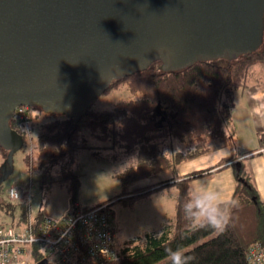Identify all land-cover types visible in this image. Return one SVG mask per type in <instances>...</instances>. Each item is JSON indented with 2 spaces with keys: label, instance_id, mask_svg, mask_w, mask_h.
Wrapping results in <instances>:
<instances>
[{
  "label": "trees",
  "instance_id": "trees-1",
  "mask_svg": "<svg viewBox=\"0 0 264 264\" xmlns=\"http://www.w3.org/2000/svg\"><path fill=\"white\" fill-rule=\"evenodd\" d=\"M258 64H264V49L260 46L231 60H198L170 72L161 71V61L157 60L145 69L114 79L103 94L127 85L131 93L140 94L141 98L119 101L112 109L103 111L91 108L78 121L54 113L55 119L42 124L33 147V162L45 172L57 168L66 155L74 156L92 148L90 140L121 145L126 154L137 156V166L119 174L122 193L102 204L112 206L117 199L131 204L169 186L177 189L173 222L142 236L117 241V256L111 264H248V248L256 242L264 243V203L244 166L240 169L238 178L242 182L234 198L206 210L191 192L192 180L203 172L129 190L152 175L176 170L179 164L208 153L213 142L228 144L231 136L226 123L231 120L234 107L229 99L236 90L249 86L251 70ZM36 108L42 110L40 106ZM10 125L24 137L26 147L25 128L13 120ZM261 138L264 142V133ZM167 139L186 142L187 151L169 157L161 146ZM8 153L0 145V160L5 162ZM31 160L30 156L26 157L27 164ZM232 160H223L220 166ZM61 170L64 168L58 170L59 176L54 181L67 185L74 203L80 180L73 173ZM20 207L24 220L28 208ZM45 212L41 208V219L47 217ZM185 248L190 249L170 260Z\"/></svg>",
  "mask_w": 264,
  "mask_h": 264
},
{
  "label": "water",
  "instance_id": "water-1",
  "mask_svg": "<svg viewBox=\"0 0 264 264\" xmlns=\"http://www.w3.org/2000/svg\"><path fill=\"white\" fill-rule=\"evenodd\" d=\"M263 29L264 0H0V185L25 145L10 125L18 107L78 121L130 71L231 60Z\"/></svg>",
  "mask_w": 264,
  "mask_h": 264
},
{
  "label": "rangeland",
  "instance_id": "rangeland-1",
  "mask_svg": "<svg viewBox=\"0 0 264 264\" xmlns=\"http://www.w3.org/2000/svg\"><path fill=\"white\" fill-rule=\"evenodd\" d=\"M262 49H264V45H262ZM261 83L262 91H264V64H258L251 70L248 86L250 91L246 92L247 96L252 95L258 87L261 88ZM139 98H141L140 94H133L130 92L127 85H121L118 89H114L108 94L101 95L98 100L92 104L91 108L94 111H103L112 109L119 101ZM262 109H264V96L262 97ZM55 117L56 116L52 114L47 116L38 108L34 110V117L30 127L32 128L33 126V130H31L29 134H26L28 144L14 155L13 171L0 185V227L13 225L22 215V209L20 207L22 205L28 208L29 216L34 218L39 216L41 208H44L46 216L55 220H61L62 216L66 213L63 218L65 219L74 204L82 208L99 206L122 193L123 184L119 178V174H122L131 167L137 166V156L135 154H126L125 149L121 145H115L112 142L90 140L89 145L92 148L83 149L74 156L66 155L57 168L48 170V172L43 171L33 162V147L42 124L52 121ZM232 128V124L228 123L227 129L229 132H231ZM231 134L233 133L231 132ZM234 138L236 141L237 137L234 136ZM219 144V142H213L211 144L213 148L209 150L208 153L202 155V157L200 156L194 160H188L178 165L175 171H164L152 175L148 179L130 187L129 190L133 191L135 189L147 187L171 175L175 177L182 175L183 172L193 173L196 171L198 164L208 163L212 158L220 155L222 150H225L226 147L223 145L219 147L220 149H215V146H220ZM161 146L168 156L172 157L174 153L187 151L188 144L178 140L167 139L162 141ZM230 146L233 148L232 151H234L235 155L239 156L242 154L236 151L238 142H233ZM27 156L32 158L31 164H27ZM244 156L246 157L247 155ZM255 158H259V156ZM243 160L246 165V172L252 173L250 164L252 159L247 157L243 158ZM4 163L3 160H0V177ZM33 166L34 168H32ZM61 168L73 173L80 180V189L74 203H72L67 185L54 181L59 176L58 170ZM250 179L255 187H257L255 181L252 178ZM197 180H200V178L193 180L195 185L191 187L192 195L195 197H198L196 196L198 193V190L195 189L196 184H199V190H202L203 187L205 190L208 183L206 181H203V185L202 181L195 183ZM238 180L240 183L242 182L241 178ZM12 186L26 188L29 192L30 202L21 203L11 201L9 198V190ZM176 197L177 189L173 186H169L164 190V195L161 193L159 195L152 193L148 197L145 196L136 199V201L131 204L117 199L111 206L115 223L116 240L122 242L136 238L149 231L161 229L165 224L173 222L175 218L174 205ZM262 200L264 201L263 160ZM203 217L204 215H202L201 219ZM189 249L190 248H185L176 252L170 257V260L182 255Z\"/></svg>",
  "mask_w": 264,
  "mask_h": 264
},
{
  "label": "built area",
  "instance_id": "built-area-1",
  "mask_svg": "<svg viewBox=\"0 0 264 264\" xmlns=\"http://www.w3.org/2000/svg\"><path fill=\"white\" fill-rule=\"evenodd\" d=\"M34 108L18 107L12 118L30 133ZM264 157V142L256 151ZM13 202H30L26 188L12 186ZM18 218L13 225L0 227V264H111L117 256L113 210L110 204L82 208L74 204L65 219L39 216ZM39 257V261L36 257ZM248 264H264V243L256 242L247 251Z\"/></svg>",
  "mask_w": 264,
  "mask_h": 264
},
{
  "label": "crops",
  "instance_id": "crops-1",
  "mask_svg": "<svg viewBox=\"0 0 264 264\" xmlns=\"http://www.w3.org/2000/svg\"><path fill=\"white\" fill-rule=\"evenodd\" d=\"M247 91H250L248 87L238 89L233 93L232 98L229 99V102L231 100L233 101L234 107L232 109V118L226 123V129L227 124L231 123L233 127L231 132L234 135L227 129L228 134L231 136V140L228 144L223 145L226 147L225 150H222L220 155L212 158L208 163L200 162L201 164H198L196 171H194L203 172L200 176L193 179L195 180L200 178V180L195 181V183L202 181L203 185V181L208 182L205 190L204 187L202 190H199V184H196L195 186V189L198 190L196 196H198L197 198L199 199V204L204 210L215 205L231 201L234 198L240 184L238 176L240 169L243 166L245 173L255 181L257 192L262 200V160L264 161V157L256 154V151L263 144L261 135L264 133V109H262V97L264 96V91H262V83L261 88L258 87L252 95L247 96ZM234 136L237 137L236 141L238 142L236 151L242 153L239 156L234 154V151H232L233 148L230 146L233 142L237 143ZM219 145L220 146H215V149H220L219 147H222L221 143ZM212 148L213 147L211 146V149ZM244 155L247 156L245 157ZM241 156H244L243 158L249 157V159H252L250 162L252 173L246 172V165L243 158H240ZM256 156H259V158H255ZM230 158L233 159L232 162H229V164L227 163L225 166H220V163L223 160ZM190 174L192 173L183 172L182 175L178 176L185 177ZM176 177L177 176L174 177L171 175L170 177H166L165 179L157 181L154 184H150L149 186L170 181ZM193 180L191 182V187L195 185ZM164 190L155 194L159 195L161 193L164 195ZM65 215L66 213L61 219H63Z\"/></svg>",
  "mask_w": 264,
  "mask_h": 264
},
{
  "label": "flooded vegetation",
  "instance_id": "flooded-vegetation-1",
  "mask_svg": "<svg viewBox=\"0 0 264 264\" xmlns=\"http://www.w3.org/2000/svg\"><path fill=\"white\" fill-rule=\"evenodd\" d=\"M262 45H264V29H263V37H262V41H261V44H260V49L262 50Z\"/></svg>",
  "mask_w": 264,
  "mask_h": 264
},
{
  "label": "bare ground",
  "instance_id": "bare-ground-1",
  "mask_svg": "<svg viewBox=\"0 0 264 264\" xmlns=\"http://www.w3.org/2000/svg\"><path fill=\"white\" fill-rule=\"evenodd\" d=\"M13 118V117H12ZM12 120V119H11Z\"/></svg>",
  "mask_w": 264,
  "mask_h": 264
}]
</instances>
